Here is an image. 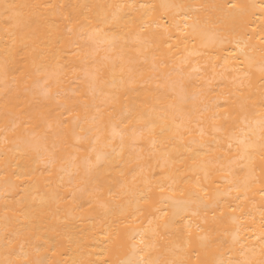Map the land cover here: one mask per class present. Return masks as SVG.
I'll use <instances>...</instances> for the list:
<instances>
[{"label":"bare ground","instance_id":"obj_1","mask_svg":"<svg viewBox=\"0 0 264 264\" xmlns=\"http://www.w3.org/2000/svg\"><path fill=\"white\" fill-rule=\"evenodd\" d=\"M117 3L135 5L124 11L136 25L144 19L152 21L146 35L156 39L141 54L129 53L144 70L143 78L138 77L127 88L117 66L113 87L112 69L105 67L102 79L108 83L103 86V95L93 94L89 90L91 75L107 47L102 46L94 58L93 41L100 37L92 36L90 28L81 32L74 27L69 33L64 17L74 21L87 17L103 26L104 13L111 11L107 6ZM6 4L22 6L15 9L20 14L18 19H7L12 11H5ZM232 4L238 7H230ZM262 5L264 0H0V264L25 257L44 264H118L132 258L127 238L133 230L143 233L146 241H155L165 258L186 259L187 264L204 259L228 264L242 258L241 244L245 251L254 247L259 259V243L254 238L258 230H247L255 226L239 227L227 219L224 205L234 203L232 198L221 196L220 207H213L211 202L205 206L193 188L197 180L206 183L202 165L208 157L203 153L211 152V146L201 148L195 132L193 136L185 133L183 142L169 139L170 133L157 135L155 147L147 138L136 145L126 139L123 151L117 138L110 147L98 146L97 151H91L94 129L84 141L69 133L65 143L67 130L60 121L74 119L65 111L64 101L72 113L80 114L79 121L70 124L79 132L78 125L91 129L101 119L105 126L119 123L125 116L134 122L144 105L167 111L180 124L184 119L181 108L190 109L195 103L202 111L206 104L207 117L216 111L215 102L241 81L251 85L246 91L258 96L264 88ZM127 39L131 43L132 35ZM123 45V39L117 40L118 50ZM192 66L201 71L193 74L187 93L174 91L169 73L180 69L186 74ZM171 78L176 79V73ZM45 80L60 92L59 98L43 95ZM209 81L214 91L207 93L202 104L194 98V89ZM113 94H118V100L107 105L105 97ZM192 116L195 120L200 113L193 112ZM205 127L206 139L211 141L215 135L226 146L225 132L212 133L207 120ZM33 134L43 137L49 148L56 144L57 154L65 162L58 159L49 164L42 159L32 148ZM193 137L196 142H192ZM255 138L258 141V129ZM254 154L259 175L258 145ZM70 155L78 157L77 169L67 159ZM88 156L90 162L85 160ZM133 172L137 174L135 182ZM122 181L128 182L123 189ZM207 187L214 195L215 185L209 181ZM96 188L100 191H94ZM109 190L114 195L109 196ZM143 197L149 203L145 204ZM254 200L258 221V193ZM221 208L226 213L223 220L219 219ZM189 220H206L205 228L216 230L213 235L227 243L207 256L189 252L185 257L183 229Z\"/></svg>","mask_w":264,"mask_h":264},{"label":"snow or ice","instance_id":"obj_2","mask_svg":"<svg viewBox=\"0 0 264 264\" xmlns=\"http://www.w3.org/2000/svg\"><path fill=\"white\" fill-rule=\"evenodd\" d=\"M22 7L15 4L4 5L5 11H12V15L8 16L9 21L18 19L19 13L15 9ZM51 7V5H49ZM111 11L104 13L103 26L100 24H93L87 17L84 21H74L70 16H65L67 21V31L73 32L74 27H79L81 32L91 29L92 36L100 37V39L94 40V52L93 57L99 55V51L102 46L107 47V51L103 56L99 57L98 64L94 67V71L91 75L89 82V90L93 93H99L103 95V86L108 83L102 79V69L105 67H111V80L113 87L115 86V80L117 77V66H119V76L122 84L126 82V87L131 88L136 82L138 77L143 78L144 70L137 67V61L129 54L131 52L137 55L146 50L145 46H150L152 40L156 39V36H148V27L152 21L148 19L141 20L138 25L134 18L129 17L128 13L124 10L126 8L132 9L135 5L132 4H110L107 6ZM141 7H144L143 5ZM230 7L235 8L238 5L232 4ZM264 8V5H262ZM135 26V30H134ZM7 31V29H6ZM132 35L131 43H129L127 37ZM264 36V33H262ZM91 38V37H90ZM124 40V45L119 48L116 47L117 40ZM264 43V40H262ZM171 47V45H169ZM127 48V51L125 50ZM264 54V50H262ZM187 63V61H185ZM227 63V61H225ZM7 71V66H5ZM201 69L198 66H192L188 72L184 74L180 69H173L169 73L170 86L174 91H178L181 94H186L188 85L191 83L193 74H199ZM172 73H176L177 78L172 79ZM56 87H59L57 83ZM250 84H245L243 81L236 83L234 90L227 92L220 99H218L214 107L216 111H212L207 117L204 113L208 111V107L205 104L204 109L201 111L193 103L190 109L185 110L181 108L184 119L180 124L176 123V117L174 115L169 116L165 110H157L155 105H144L141 107L135 115V120L128 119L125 116L119 121V123H112L109 126L103 124L102 119L93 124L91 129H86L83 126H79V132H76L70 127V124L76 123L80 119L79 112L72 113L67 107V101H64L65 111H69L70 115H73V121L62 120L60 124L67 131L63 137V141L66 143L69 133L76 136L78 140H87V133L93 132L94 139L92 140L91 151H97L98 146L100 149H105L111 146L112 142L119 138L121 141V150L123 151L124 142L129 139L133 145H136L140 140L145 138L149 139L152 146L155 147L157 135L163 136L165 133H170L169 139L179 140L183 142L184 134L193 136L195 132L199 136V144L201 148L211 146V152L203 153L208 157L203 162L204 179L205 184H201L199 180L193 185L196 190L201 203L208 206L211 202L213 207H220V197H231L234 203H227L224 208H227V219L229 222L238 225L239 227H246L254 225L255 227H247V230L254 233L258 230V235L254 238L259 243V259H256V249L250 247L245 251V246H240V256L242 258L229 260L228 264H264V88L260 91L258 96H254L253 93L246 89H250ZM214 89L211 87V82H207V85H200L194 89V98H198L200 103L204 104L207 99V93L212 92ZM42 93L45 97L55 96L59 98L60 92L54 91L49 80H45L42 86ZM118 94L105 97V103L107 105L114 104L118 100ZM221 100L223 108H221ZM86 107V105H85ZM170 108L175 107L170 105ZM99 111V109H98ZM199 112L200 116L197 119H193L192 113ZM221 112L223 115H221ZM112 113L109 112V116ZM130 115V114H129ZM205 120L210 124L212 133L225 132L227 134L226 146L221 140L217 139L215 135L212 136V140L206 139L208 131L205 127ZM127 121V122H125ZM227 125V127H225ZM51 127V124L48 125ZM259 130V139L255 138L256 130ZM15 130V129H13ZM34 143L32 144L33 150L47 163L55 164L59 159L63 164L65 162L64 157H59L57 154L56 144H53L49 148L48 144L44 142L43 137H38L33 134ZM195 137H193V141ZM214 142V144H213ZM7 139L5 138V144ZM258 150L260 153L259 159L261 163L260 174L256 173V156L254 153ZM166 158L170 159L169 154L164 153ZM68 160L71 161L74 169H77L75 155H70ZM90 156L85 157V160L90 162ZM100 156H97L99 161ZM246 161V163H241ZM194 164L196 161L193 162ZM89 170H91V165ZM75 174V173H74ZM124 176V173H120ZM167 178V177H166ZM137 179V174L133 172L132 182ZM211 182L215 185L214 195H210L207 182ZM127 181H122L121 189L125 188ZM94 191H100L96 188ZM160 191H164L161 187ZM260 196L259 204V220L254 213L257 208L256 201L254 200L255 194ZM89 197L93 196L92 192L88 193ZM114 195L109 190V196ZM144 203H149L147 197L142 198ZM250 205V206H249ZM224 208H221L219 212V219L223 220L226 217ZM166 215V213H165ZM213 219L216 220L217 216L214 212ZM152 221H149L151 224ZM207 221L194 222L189 220L184 225L183 229V252L185 257L189 252H195L197 257L200 255L207 256L209 252L219 250L226 240H219L213 235L214 229H206L204 225ZM167 226V225H165ZM239 227L237 231H239ZM153 235L157 234L156 229H152ZM223 233L227 234V229L223 230ZM128 248L132 254V258L118 262V264H187L186 259H167L164 252H161L155 241L148 242L144 238V234L133 230L128 236ZM235 240V238H234ZM24 245H21L23 251ZM197 249L199 251H197ZM39 251V250H37ZM165 252L171 251L165 249ZM155 253V255H154ZM250 254V255H249ZM7 264H44L42 260L29 261L26 257L22 261H8ZM67 264V261L64 262ZM73 264H91L88 261H73ZM198 264H217L216 261H209L207 259L198 260ZM223 264V262H219Z\"/></svg>","mask_w":264,"mask_h":264}]
</instances>
